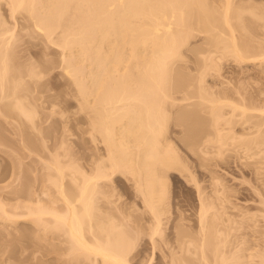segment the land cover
<instances>
[{
    "label": "rangeland",
    "instance_id": "1",
    "mask_svg": "<svg viewBox=\"0 0 264 264\" xmlns=\"http://www.w3.org/2000/svg\"><path fill=\"white\" fill-rule=\"evenodd\" d=\"M204 1L206 7L200 8L201 13L191 15L180 26L185 39L179 45L180 55L170 61V84L167 81L166 85L169 98L161 106L167 119L162 145L175 151L183 168H170L162 175L161 181L168 183L170 211L163 225L164 238L156 236L154 242L149 233L155 224L154 214L141 190L143 172L140 179L137 174L111 166L102 133L95 131L91 123L92 102H88L90 107L87 103L84 106L77 84L66 73L65 58L70 55L57 45L60 31L47 39L27 13H14L8 0H0L4 23L0 44L11 51L7 56L11 71L4 92L0 91L4 97L0 102V202L7 206L6 214L0 212V264H104L100 258L94 262V256L89 259L74 251L66 229L51 215L45 214L39 220L29 212L30 205L31 211L36 205L61 213L67 210L52 183L53 175H57L52 163L64 167V187L72 196L78 194V183L84 177L100 173L99 169L108 175L99 180L94 227L103 224L124 233L127 240L130 236L136 239L134 249L130 247L132 251L127 253L132 264H185L190 259L192 264H199L200 252L176 253L164 239L177 245L194 240L191 248L198 249L202 225L207 236L212 228L219 238L229 239L228 255H236L228 264H255L254 253L264 244V142L253 148L246 142L255 136L264 141V121L261 130L253 127L259 118L264 120L259 108L264 109V65L260 61L240 62L224 50V39L229 37L223 16L228 2ZM230 1L232 21L240 38L241 18L236 14L246 0ZM251 3L258 4L254 0ZM259 3L264 6L263 0ZM89 70L86 64L85 75L81 74L86 83L91 80ZM239 92L245 98H239ZM217 98L244 101L260 110L249 111L250 120L239 110L231 117L232 106L225 103L223 109L231 122L224 118L213 125L208 99ZM15 101L32 112L31 119L8 109ZM193 131L197 136L192 135ZM128 145L134 155L137 141L129 140ZM72 165H76L77 172ZM203 207L207 210L202 222ZM87 231L93 237L94 232ZM96 231L98 234L100 230ZM205 250L212 255V246Z\"/></svg>",
    "mask_w": 264,
    "mask_h": 264
},
{
    "label": "bare ground",
    "instance_id": "2",
    "mask_svg": "<svg viewBox=\"0 0 264 264\" xmlns=\"http://www.w3.org/2000/svg\"><path fill=\"white\" fill-rule=\"evenodd\" d=\"M197 1L201 4L196 0H8L12 12L21 10L27 13L35 27L47 39H50L56 30L60 31L57 45L70 55L68 59L65 58L66 73L77 84L84 106L92 102L89 103L91 107L88 105L91 109V123L95 131L102 133L109 150L111 166L115 170H128L137 174L140 179L143 176L144 185L141 190L144 201L150 207L155 219V224L150 227L152 231L149 232L152 238L150 239L154 242L157 240L156 236H164L163 225L166 224L164 222L170 211L168 183L161 181L162 175H166L170 168H183V162L175 151L162 145L165 134L163 125L167 120L162 103L164 104L169 98L166 85L170 84L168 80L170 78L168 75L171 73L170 61L180 55L179 45L185 39L181 37L180 26L185 25L191 15L201 13L200 8L203 10L202 8L206 7L203 4L204 0ZM251 1L246 0L236 14L241 18L240 40L238 28L232 21L231 3L233 2L226 0L228 3H226L227 7L225 5L226 11L223 16L224 23L229 28L227 34L229 37L224 39L223 48L235 55L240 62L260 61L261 65H264V6L259 3L262 0H254L261 6L252 4ZM1 21L3 20L0 18V29H3L4 23L2 24ZM8 52H11L9 48L4 50L2 45L0 46V91L3 92L5 80L9 78L8 72L11 71L8 67L10 57H7L10 55ZM86 64L90 66L87 73L91 76L89 83H86L82 77L85 75ZM239 94L241 95L239 98H245L243 93L239 92ZM90 96H93L92 99L88 98ZM2 98L4 99L0 96V102ZM221 99H208L211 103L213 125H218L224 118L231 122L232 119L226 118V115L230 113L233 117L237 115L236 110L241 111V115L248 120L252 118L248 115L249 111L261 109L260 111L264 112L262 107H259L260 109L251 107L252 105L244 104V101L236 103L235 99L233 101ZM16 102L8 109L16 110L31 119L32 112L25 109L20 102ZM225 103L232 106L229 113L223 109L222 104ZM263 121L259 118L254 122L253 127L258 131L261 130ZM192 135L197 136L194 131ZM251 139L246 142L249 148H253L254 145L261 147L264 142L256 136ZM129 140L137 141L138 149L134 155H131L133 152L128 145ZM52 166L57 171V175H53L52 183L59 189L67 210L61 213L46 205H40L38 208L36 205L31 211L32 205L29 204V208L27 204L29 212L33 215L29 214L34 217L37 215L36 218L39 220H42L45 214L51 215L61 228L66 229L72 243L71 248L73 247L74 251L78 250L80 255L86 254L89 259L90 256H94V259L92 257L94 262L96 260L98 262L100 258L104 264H132L128 259L130 254L127 253L136 239L132 240L130 236L133 242L131 243L124 233H116L113 227L109 229L108 226L107 229L103 224L105 228L101 227L102 225L94 227L92 217L95 195L99 192V180L108 175L99 169L101 171L98 172L99 174L84 177L78 183V194L72 196V193H68L64 187V167L55 163H52ZM75 166L72 165L71 168L77 172L78 168ZM139 176L136 178L138 179ZM74 179H78L76 175ZM140 179L137 181L140 182ZM5 205L6 203L0 202V212L7 211ZM80 206L82 210L79 209ZM206 210L202 209V222ZM86 225L89 228H86ZM53 226L59 228L54 222ZM202 227L203 235L198 249L191 248L194 240L180 242L177 245L168 238L166 241L164 239V243L166 242L176 253L191 250L194 254L200 252L199 264H228L236 255H228L226 246L229 239L219 238V234L212 228L210 235L207 236L205 226ZM94 228L100 230L98 234ZM87 229L94 232L93 237L91 235V238L89 237L86 233ZM181 239L183 240L182 237ZM209 246H212V255L205 250ZM254 257H256L255 264H264V244L254 253ZM179 259L183 260L184 257ZM175 261L174 259L172 262ZM192 263L193 259L185 262V264Z\"/></svg>",
    "mask_w": 264,
    "mask_h": 264
}]
</instances>
